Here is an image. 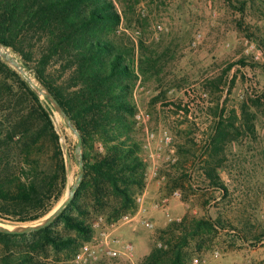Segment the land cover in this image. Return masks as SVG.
<instances>
[{"label": "rangeland", "instance_id": "1", "mask_svg": "<svg viewBox=\"0 0 264 264\" xmlns=\"http://www.w3.org/2000/svg\"><path fill=\"white\" fill-rule=\"evenodd\" d=\"M111 2L119 20L110 28V40L125 51L134 72L127 98L135 108L133 137L146 165L144 185L132 211L114 220L90 213L88 242L74 251L47 248L42 259L47 264H140L161 245L158 232L187 216L210 219L218 228L190 240L182 264H264V0ZM149 54L147 66L140 55ZM50 118L65 167V191L78 174L76 139L52 107ZM217 122L225 141L216 139L211 165L225 195L202 174ZM229 122L234 128L224 130ZM93 149H101L99 142ZM40 219L0 224L19 227ZM53 229L74 234L59 225ZM126 244L131 246L127 259L121 254Z\"/></svg>", "mask_w": 264, "mask_h": 264}, {"label": "trees", "instance_id": "2", "mask_svg": "<svg viewBox=\"0 0 264 264\" xmlns=\"http://www.w3.org/2000/svg\"><path fill=\"white\" fill-rule=\"evenodd\" d=\"M118 20L111 0H0V44L68 117L80 137L83 166L72 198L50 224L26 234L0 233V264H47L42 259L47 248L74 251L90 240L92 229L85 222L90 213L114 220L135 207L146 165L133 137L135 108L127 98L134 72L125 51L110 40ZM140 57L151 65V54ZM50 110L48 101L0 59V220L36 221L64 196L65 167ZM240 115L245 116L244 106ZM220 126L217 122L202 174L225 195L211 165L216 139L225 136ZM94 141L100 150L93 149ZM56 225L74 234H59ZM216 228L204 218L171 222L158 232L161 245L140 264H182L188 242Z\"/></svg>", "mask_w": 264, "mask_h": 264}, {"label": "water", "instance_id": "3", "mask_svg": "<svg viewBox=\"0 0 264 264\" xmlns=\"http://www.w3.org/2000/svg\"><path fill=\"white\" fill-rule=\"evenodd\" d=\"M0 58L5 61L11 68H13L24 80V82L32 89L38 96L45 98L50 106L60 115L64 121V124L68 127V129L71 131V133L74 135L76 139L75 147H74V154L77 160V168H78V174L77 177L69 188H66L64 191L65 198L64 201H62L52 213H47L42 219H40L37 223H32L28 225H23L16 227L14 229H8L5 227L0 226V233L4 234H26L38 231L39 229H42L46 227L48 224H50L53 219H55L59 213L62 211V209L68 204L70 199L72 198L74 191L79 184L82 173H83V166H82V160H81V151H80V137L74 127L70 124V121L68 117L63 113L59 105L56 103V101L51 97V95L46 91L44 87H42L37 81L36 85H33L30 81V76L24 71L21 64L17 62V60L7 51L6 48H4L0 44Z\"/></svg>", "mask_w": 264, "mask_h": 264}, {"label": "built area", "instance_id": "4", "mask_svg": "<svg viewBox=\"0 0 264 264\" xmlns=\"http://www.w3.org/2000/svg\"><path fill=\"white\" fill-rule=\"evenodd\" d=\"M176 193H174V195H175ZM172 220H174V222H178L180 219L179 218H176V219H172ZM148 228L150 227V225L149 224H145ZM107 254H111L112 256H114V255H116V252L115 251H107ZM118 254V253H117ZM122 256H123V258H129L130 257V255H131V246L129 245V244H126V245H124V247H123V251H122ZM195 261V260H194Z\"/></svg>", "mask_w": 264, "mask_h": 264}, {"label": "bare ground", "instance_id": "5", "mask_svg": "<svg viewBox=\"0 0 264 264\" xmlns=\"http://www.w3.org/2000/svg\"><path fill=\"white\" fill-rule=\"evenodd\" d=\"M32 80H33V79H30L31 83H32L33 85H35V83H34ZM64 196H65V194H64ZM52 210H53V209H52ZM52 210H51L49 213H52ZM36 223H37V222H36ZM0 226L5 227V228H8V229H14V228L18 227V226H9V225H2V224H0Z\"/></svg>", "mask_w": 264, "mask_h": 264}]
</instances>
